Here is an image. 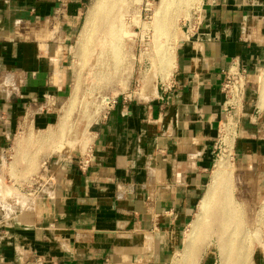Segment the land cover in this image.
Returning <instances> with one entry per match:
<instances>
[{
	"label": "crops",
	"instance_id": "1",
	"mask_svg": "<svg viewBox=\"0 0 264 264\" xmlns=\"http://www.w3.org/2000/svg\"><path fill=\"white\" fill-rule=\"evenodd\" d=\"M90 1H0V147L29 133L39 162L58 159L49 197L0 201V264H199L196 252L174 255L211 181L221 74L232 62L251 81L234 129L236 169L264 197V0H200L154 90L120 91L91 121L87 147L57 149L67 128L50 98L62 106L75 95L69 57ZM261 253L249 264H264Z\"/></svg>",
	"mask_w": 264,
	"mask_h": 264
},
{
	"label": "rangeland",
	"instance_id": "2",
	"mask_svg": "<svg viewBox=\"0 0 264 264\" xmlns=\"http://www.w3.org/2000/svg\"><path fill=\"white\" fill-rule=\"evenodd\" d=\"M95 1H90L82 23L84 27H80L69 57L72 84L77 88L75 95L73 97L69 95L62 106L57 100L50 98L51 108L59 107L60 119L64 120L62 125L67 128L68 132L67 136L62 137L61 140L57 138V149L64 146L68 148L87 147L91 121L101 115L106 107L112 105V101L117 100L116 96L120 91L128 94L130 90L134 91L141 86L145 88L151 85V89L154 90L155 78L157 79L161 73L168 72L172 67L178 39L182 37L180 28L183 21L192 16L193 10L200 3V0H164L163 3L162 0H102L100 9L93 19L94 24L87 51L80 52L77 48L81 38L80 34L86 26V18L92 12ZM79 59L83 61L79 62ZM107 99H109V104H107ZM37 140L33 134L15 133L10 137L6 148L0 147V201L6 202L12 199L20 201L23 197L36 195L32 179L40 171L39 167L42 163V161L39 162L40 153L33 151L37 150L35 146ZM20 142H24L21 148L18 147ZM227 144L233 147L235 142L228 140ZM21 149L24 150L22 153ZM227 149L225 153L222 152V155L217 151L214 153L212 172L215 170V164L220 161L219 159L227 164V174L225 173L222 187L234 203L231 205H234L232 208L234 207L233 210L236 211H233L235 214L232 213L234 217L231 218L235 220L233 221L235 228H232L233 226L230 228L231 231L235 230L227 236L235 239L232 244L238 243L228 250V254L231 251L228 264H249L253 259L254 250L262 252L264 257V197H256L252 191L250 192V188L243 184L236 169L234 148L229 151ZM212 205L214 207L208 210L209 216L207 212V217L202 218L204 219L202 235L194 238L192 253L193 257L195 252L197 253L196 259H200L199 264L204 263L212 253L211 264H220V252L216 242L221 218L219 212L216 211V205ZM198 212L199 204L190 222L195 220V214ZM190 222L185 227L183 243L177 253L179 255H174V260L184 256L187 234L191 229L192 222ZM240 255L242 258L238 257ZM237 257L241 260L236 259ZM125 264L138 263L131 261Z\"/></svg>",
	"mask_w": 264,
	"mask_h": 264
},
{
	"label": "bare ground",
	"instance_id": "3",
	"mask_svg": "<svg viewBox=\"0 0 264 264\" xmlns=\"http://www.w3.org/2000/svg\"><path fill=\"white\" fill-rule=\"evenodd\" d=\"M95 1V0H94ZM164 0H162V3H163ZM166 2V1H165ZM164 2V3H165ZM102 4V0H96L94 5H93V9H92V12H91V8H90V14L88 16L87 19V22H86V26L85 28L83 29L82 31V34L81 35V38H80V41H79V44H78V49L80 50V52H85V50L87 49V45H88V41H89V37H90V33L92 31V26L94 24V21L93 19H95L96 15L95 13L98 12V10L100 9V6ZM90 6V5H89ZM163 6V5H162ZM107 9V8H106ZM89 12V11H88ZM110 13V12H109ZM108 13V14H109ZM117 13V12H116ZM95 15V16H94ZM94 17V18H93ZM107 18V16H106ZM157 23V22H156ZM160 25V24H159ZM161 25H164L161 23ZM84 27V25L82 26ZM95 29V28H94ZM159 29V28H158ZM82 30V29H81ZM156 30V29H155ZM95 32V31H94ZM113 32V31H112ZM157 33V31H156ZM111 34V33H110ZM101 36V35H100ZM155 36V34H154ZM78 38V40H79ZM109 38V37H108ZM156 38V37H155ZM162 39V38H161ZM160 39V40H161ZM164 46V45H163ZM89 48V47H88ZM77 49V50H78ZM89 50V49H88ZM87 51V50H86ZM114 51V50H113ZM79 52V51H77ZM79 52V53H80ZM78 53V54H79ZM82 54V53H81ZM116 54V53H114ZM85 56V54H84ZM81 57V56H80ZM111 57V56H110ZM83 59V57H82ZM81 61V59H79ZM120 62V61H119ZM120 65V64H119ZM117 66V65H116ZM119 69V67H118ZM168 71V70H167ZM76 97V96H75ZM71 100V98H70ZM69 102V101H68ZM75 102V101H74ZM71 103L69 102L68 105H70ZM86 106V105H85ZM88 106V105H87ZM69 107V106H68ZM74 107V106H73ZM66 110V109H65ZM64 110V111H65ZM65 115V114H64ZM68 115V114H67ZM70 116V115H69ZM62 117V116H61ZM65 117V116H64ZM69 118V117H68ZM81 119V118H80ZM61 120V119H60ZM68 120V119H66ZM64 121V120H63ZM61 121V122H63ZM69 123V122H68ZM85 123V122H84ZM72 124V123H71ZM59 125H60V122H59ZM86 125V123H85ZM58 128V127H57ZM59 129V128H58ZM71 130V129H70ZM63 131V129H62ZM59 132V131H58ZM57 132V133H58ZM56 133V132H55ZM68 133V132H67ZM82 133V131H81ZM56 136V135H55ZM59 136V135H58ZM62 136H63V133H62ZM74 136V134H73ZM53 137V135H52ZM57 137V136H56ZM55 137V138H56ZM46 138V137H45ZM58 138V137H57ZM45 140V139H44ZM43 140V142H44ZM61 140V139H60ZM48 141V140H47ZM46 142V141H45ZM83 145V144H82ZM19 147V145H18ZM223 157V156H222ZM224 159H226L224 157ZM220 161H218L215 165V170H213L212 174H211V181L210 183H208L207 185V188L205 190V193H203V197L201 198L200 202H199V212L198 214H195V220L191 221V229H190V233L188 232V237H187V241H186V244H185V249H184V256L182 257L183 259H193V249H194V241H195V237H199V235L201 234L202 235V227L204 226L203 224V220L202 218L204 216H206V213L208 212V215L209 216V211L211 208L210 207H214L212 204H215L216 205V211L219 212V217L221 218L219 220V233H218V241L216 239V243H217V248L220 252V264H228V261L230 260L229 257H230V254H231V251H230V254H228V250L231 249V247L233 248L235 244H232L234 242L233 239H230L231 237L230 236H227L228 234H232L234 232L235 229H233V231L230 230V228H235L234 224H233V220L231 219L234 212L233 208H232V205L234 204L233 202H231L232 200H230V198L228 197L229 195H227V193L225 194V189L222 187V185L224 184L223 183V180H224V176H225V173L227 174V169H226V165L225 162L222 160V159H219ZM230 164V163H229ZM229 171V170H228ZM225 182V181H224ZM223 183V184H222ZM224 186V185H223ZM224 190V191H223ZM220 193V194H217V193ZM225 194V195H224ZM217 195L221 196V197H217ZM213 202H216V203H213ZM231 203H233L231 205ZM212 205V206H211ZM234 206V205H233ZM234 211V212H233ZM262 211V210H261ZM235 214V213H234ZM258 215V214H257ZM206 216V217H207ZM234 217V216H233ZM258 218V217H257ZM208 219V218H207ZM241 220V219H240ZM208 222V220L206 221V223ZM218 222V221H217ZM209 224V223H208ZM237 225V224H236ZM206 226V225H205ZM237 228V227H236ZM238 229V228H237ZM243 229V228H242ZM246 230V229H245ZM238 232V231H237ZM206 233V232H205ZM237 234V233H236ZM234 236H235V233H234ZM237 236V235H236ZM244 236V235H243ZM201 237V236H200ZM244 243V242H243ZM238 244V243H237ZM236 244V245H237ZM242 245V244H241ZM237 247V246H236ZM230 248V249H229ZM240 254V253H239ZM244 256V255H242ZM238 257H241L238 256ZM236 258V259H239L241 260V258ZM246 258V257H245ZM181 260V258H180ZM192 261V260H191ZM190 263V262H189ZM181 264V263H180ZM185 264V262H184Z\"/></svg>",
	"mask_w": 264,
	"mask_h": 264
},
{
	"label": "built area",
	"instance_id": "4",
	"mask_svg": "<svg viewBox=\"0 0 264 264\" xmlns=\"http://www.w3.org/2000/svg\"><path fill=\"white\" fill-rule=\"evenodd\" d=\"M251 83L248 74L241 69L237 62H232L222 71L220 81V93L223 97L221 104V111L223 120L218 127V136L213 143V150L220 155L232 149V145L227 144L228 140L234 141V129L237 125V120L242 111L243 101L245 99L247 87ZM107 99V104L108 103ZM114 104V101H112ZM223 152V153H222ZM58 159L50 161H43L40 165V171L32 179L34 186V193L36 195L50 196L52 187L54 185V174L52 166L56 165ZM91 162V155L89 152L80 155L75 162L79 171L85 172Z\"/></svg>",
	"mask_w": 264,
	"mask_h": 264
}]
</instances>
